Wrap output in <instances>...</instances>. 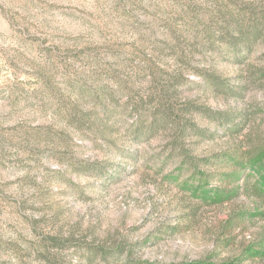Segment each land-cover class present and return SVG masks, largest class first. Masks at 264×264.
Segmentation results:
<instances>
[{"label": "rangeland", "instance_id": "1", "mask_svg": "<svg viewBox=\"0 0 264 264\" xmlns=\"http://www.w3.org/2000/svg\"><path fill=\"white\" fill-rule=\"evenodd\" d=\"M0 264H264V0H0Z\"/></svg>", "mask_w": 264, "mask_h": 264}]
</instances>
